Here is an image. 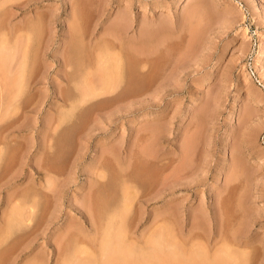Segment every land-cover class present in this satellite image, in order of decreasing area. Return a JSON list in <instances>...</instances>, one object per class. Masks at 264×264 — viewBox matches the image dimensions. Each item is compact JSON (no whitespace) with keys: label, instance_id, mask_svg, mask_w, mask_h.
I'll list each match as a JSON object with an SVG mask.
<instances>
[{"label":"rangeland","instance_id":"obj_1","mask_svg":"<svg viewBox=\"0 0 264 264\" xmlns=\"http://www.w3.org/2000/svg\"><path fill=\"white\" fill-rule=\"evenodd\" d=\"M11 2L0 264H264V0Z\"/></svg>","mask_w":264,"mask_h":264},{"label":"bare ground","instance_id":"obj_2","mask_svg":"<svg viewBox=\"0 0 264 264\" xmlns=\"http://www.w3.org/2000/svg\"><path fill=\"white\" fill-rule=\"evenodd\" d=\"M1 1L3 2V0H1ZM14 1H15V0H14ZM4 2H8V0H4ZM16 2H17V1H16ZM11 3H13V0H12ZM3 4H4V3H3ZM14 4H15V3H14ZM11 5H12V4H11ZM0 6H1V5H0ZM3 6H5V5H3ZM119 25H120V24H119ZM117 31H118V29H117ZM120 33H122V31H121ZM113 35H114V34H113ZM119 38H120V37H119ZM0 39H1V38H0ZM2 39H3V38H2ZM116 39H117V38H116ZM3 42H4V41H3ZM0 44L2 45L3 43H0ZM12 44H13V43H12ZM14 45H15V43H14ZM141 45H142V44H141ZM2 46H4V44H3ZM13 47H14V46H13ZM16 47H17V46H16ZM0 48H1V46H0ZM8 48H9V47H8ZM143 48H144V47H143ZM6 49H7V47H6ZM11 49H12V47H11ZM15 49H16V48H15ZM0 50H2V49H0ZM9 50H10V49H9ZM145 50H146V49H145ZM2 51H4V50H2ZM5 52H6V51H5ZM8 52H9V51H8ZM262 53H263V44L261 43V44L259 45L258 54L261 55ZM2 54H3V53H2ZM9 54H11V53H9ZM145 54H146V53H145ZM145 54H144V55H145ZM0 55H1V54H0ZM7 55H8V53H7V54L5 53V55H3V56L6 57ZM11 55H13V49H12V54H11ZM14 55H15V50H14ZM130 55H131V54H130ZM149 55H150V54H149ZM3 56H2V57H3ZM2 57H1V58H2ZM15 57H16V55H15ZM15 57H14V58H15ZM143 57H144V56H143ZM147 57H148V56H147ZM1 58H0V59H1ZM136 58H137V57H136ZM130 59H131V58H130ZM147 59H148V58H147ZM1 60L3 61V62H1V63H4V60H5V59H4V60L1 59ZM8 60H9V59H8ZM12 60H14V59H12ZM132 61H133V60H132ZM7 62H8V61L6 60L5 63H7ZM13 62H14V61H13ZM17 62H18V61H17ZM118 62H120V61L118 60ZM118 62H117V66H118ZM131 63H132V62H131ZM134 63H135V61H134ZM143 63H144V62H143ZM22 64H23V63H21V65H20L19 67H21ZM1 65L4 66L3 64H1ZM6 65H7V64H6ZM6 65H5V66H6ZM2 66H1V68H2L1 70H4ZM8 66H9V65H8ZM10 66H13V65H10ZM14 66H15V65H14ZM16 66H17V68H18V65H17V64H16ZM119 67H120V66H119ZM119 67H118V68H119ZM4 68H6V67H4ZM13 68H15V67H13ZM7 69H8V68H7ZM7 69H6V70H7ZM116 69H117V68H116ZM16 70H17V69H16ZM16 70H13V71H16ZM120 70H121V69H120ZM11 71H12V70H11ZM11 71H10V72H11ZM18 71H19V70H18ZM116 71H117V70H116ZM5 72H6V71H5ZM7 72H8V71H7ZM16 72H17V71H16ZM0 73H1V71H0ZM12 73H14V72H12ZM12 73H11V74H12ZM1 74H2V73H1ZM117 74H118V73H117ZM117 74H116V75H117ZM5 75H6V74H5ZM18 75H20V74L18 73ZM116 75H115V77H117ZM1 76H2V75H1ZM6 76H7V75H6ZM12 76H13V75H11V76H7V77H8V78H9V77L11 78ZM14 76H17V75L15 74ZM3 78H4V77H3ZM8 78H7V79H8ZM117 78H118V77H117ZM119 78H120V77H119ZM1 79H2V78H1ZM5 79H6V78H5ZM5 79H4V80H5ZM14 79H16V78H14ZM17 79H19V78L17 77ZM103 79H104V78H103ZM115 79H116V78H115ZM12 80H13V78H12ZM105 80H106V79H105ZM118 80H119V79H118ZM17 81H18L17 83H19L20 80H17ZM101 81H102V80H101ZM1 82H2V81H1ZM12 82H13V81H12ZM14 82H15V81H14ZM103 82H104V84H105L106 82L108 83V80H107V81H104V80H103ZM116 82H117V81H116ZM17 83H16V84H17ZM20 83H21V81H20ZM99 83L101 84V82H99ZM13 84H14V83H13ZM110 84H111V83H110ZM114 84H115V83H114ZM14 85H15V84H14ZM96 85H97V84H96ZM106 85H107V84H106ZM99 86H100V87H99ZM99 86H98V87L96 86V87H97V88H100V89L103 88V89H102L103 92H104V91L108 92V90L111 92V90L108 89V87H106L108 90H107V89L105 90L104 87H101V85H99ZM102 86H104L103 83H102ZM21 87H22V85H21ZM96 87H95L94 89H96ZM14 88H15V86H14ZM16 88H18V87L16 86ZM91 88H92V87H91ZM94 89H93V90H94ZM100 89H99V90H100ZM14 90H15V89H14ZM17 90H18V89H17ZM19 90H21V89H19ZM91 90H92V89H91ZM21 91H22V90H21ZM21 91H20V93H21ZM86 91H87V90H86ZM86 91H85V92H86ZM89 91H90V90H89ZM97 91H98V90H96V92H97ZM135 91H136V90H135ZM14 92H15V91H14ZM17 92H18V91H17ZM87 92H88V91H87ZM92 92H93V91H92ZM96 92L94 91L93 93L95 94ZM98 92H100V91H98ZM88 93H90V92H88ZM104 93H105V92H104ZM122 93H123V92H122ZM90 94H91V93H90ZM94 94H93V95H94ZM99 94H100V93H99ZM102 94H103V93H102ZM111 94H112V93H111ZM12 95H13V94H12ZM83 95H84V94H82V96H83ZM87 95H89V94H87ZM95 95H96V94H95ZM19 96H20V95H19ZM85 96H86V95H85ZM99 96H100V95H99ZM102 96H103V95H102ZM14 97H16V95L13 96L12 100L14 99ZM95 97H96V96H95ZM95 97H90V98H95ZM97 97H98V96H97ZM17 98H18V97H17ZM80 98L82 99L83 97H80ZM85 98H86V97H85ZM90 98H89V99H90ZM107 98H108V97H107ZM64 99H65V98H64ZM89 99H86V100L89 101ZM96 99H97V98H96ZM112 99H113V98H112ZM79 100H80V99H79ZM79 100H78V101H79ZM82 100H83V99H82ZM93 100H94V99H93ZM105 100H106V99H105ZM63 101H64V100H63ZM66 101H67V100H66ZM108 101H109V99H108ZM16 102H17V101H16ZM81 102H82V101H81ZM86 102H87V101H86ZM113 102H114V101H113ZM95 103H96V102H95ZM76 104H78V103H77V100H76ZM79 104H80V103H79ZM73 105H74V104H73ZM73 105H71V106H73ZM14 107H15V106H14ZM86 107H87V106H86ZM86 109H87V108H86ZM86 109H85V110H86ZM100 109H101V108H100ZM90 110H91V109H90ZM146 151H147V150H146ZM149 152H150V151H149ZM149 152H147V153H149ZM142 153H143V152H142ZM150 153H151V152H150ZM144 154H146V153H144ZM150 155H151V154H150ZM144 156H145V155H144ZM142 157H143V156H142ZM156 157H157V156H156ZM148 158H149V156H148ZM150 159H151V156H150ZM152 159H153V158H152ZM152 161H153V160H152ZM146 162H147V161H146ZM149 163H150V162H149ZM181 163H182V162H181ZM181 163H180V164H181ZM185 163H186V161H185ZM182 166H183V165H182ZM178 167H179V166H178ZM183 168H184V167H183ZM175 170H176V169H175ZM176 171H177V170H176ZM176 171H175V172H176ZM179 171L183 172L182 170H179ZM181 172H180V173H181ZM183 174H185V172H183ZM170 175H171V174H170ZM172 175H173V174H172ZM172 175H171V176H172ZM175 175H177V174H175ZM173 177H174V175H173ZM167 178H168V176H167ZM176 178H177V177H176ZM173 180H174V179H173ZM173 180H171V181H173ZM176 181H177V180H176ZM161 186H162V185H161ZM161 186H159V187L161 188ZM126 190H127V189H125V191H126ZM160 190H161V189H160ZM121 192H122V189H121ZM155 192H156V191H155ZM124 193H126V192H123V194H124ZM127 193H128V192H127ZM162 193H163V192H162ZM121 194H122V193H121ZM128 195H129V194H128ZM128 195H127V196H128ZM130 196H133V195H130ZM122 198H123V197H122ZM122 200H125V199H122ZM129 200L131 201V199H129ZM29 201H30V200H29ZM125 201H126V200H125ZM130 201H129V202H130ZM26 202H27V201H26ZM26 202H25V203H26ZM123 202H124V201H123ZM28 203H30V202H28ZM28 203H26V204L28 205ZM14 204H15V203H14ZM16 204H17V203H16ZM27 205H26V207H27ZM30 205H31V204H30ZM30 205H29V206H30ZM120 205H121V203H120ZM128 205H129V204H128ZM128 205H127V206H128ZM130 205H131V204H130ZM18 206H19V205H18ZM12 207H13V206H12ZM14 207H15V206H14ZM26 207H25V208H26ZM31 207H32V206H31ZM123 207H124V206H123ZM123 207H122V208H123ZM16 208H17V206H16ZM21 208H22V207H21ZM27 208H28V207H27ZM127 208H128V207H127ZM28 209H29V208H28ZM25 210H26V209H25ZM127 210H128V209H127ZM32 211H33V210H32ZM119 212H120V211H119ZM119 212H118L117 214H119ZM18 213H19V212H18ZM29 213H31V212H29ZM26 214H27V213H26ZM26 214H25V215H26ZM123 214H124V213H123ZM20 215H21V214H20ZM114 215H116V213H115ZM18 216H19V214H18ZM112 216H113V214H112ZM117 216H118V215H117ZM11 217H12V216H11ZM21 217H23V216H21ZM108 217H111V216L108 215ZM114 217H115V216H114ZM12 218H13V217H12ZM12 218H11V219H12ZM5 219H6V218H5ZM9 219H10V218H9ZM109 219H110V218H109ZM113 219H114V218H113ZM13 220H14V219H13ZM111 220H112V219H111ZM120 220H121V219H120ZM123 220H124V219H123ZM18 221H19V220H18ZM112 221H113V220H112ZM19 222H20V221H19ZM120 222H121V221H120ZM10 223H12V222L10 221ZM121 223H122V222H121ZM104 224L106 225V222H105ZM108 224H109V223H108ZM105 225H104V227H105ZM115 225H116V224H115ZM96 226H97V225H96ZM96 226H95V227H96ZM99 226H100V225H99ZM107 226H108V225H107ZM121 227H122V226L119 225L118 228L121 229ZM5 228H6V227H5ZM101 228H102V227H101ZM118 228H117V229H118ZM99 229H100V228H99ZM99 229H98V230H99ZM108 229H109V227H108ZM108 229H106V230H108ZM113 229H114V228H113ZM113 229H112V230H113ZM120 229H119V231H120ZM112 230H111V231H112ZM122 230H124V229H122ZM160 230H161V228H160ZM5 231H6V230H5ZM102 231H103V230H102ZM155 231H157V230H155ZM3 232H4V231H3ZM112 232H113V231H112ZM112 232H110V233H112ZM120 232H121V231H120ZM123 232L125 233V231H123ZM1 233H2V232H1ZM102 234H103V233H102ZM108 234H109V233H108ZM113 234H114V233H113ZM121 234H122V233H121ZM154 234H155V233H154ZM104 235H106V234H103L102 236H104ZM111 235H112V234H111ZM111 235H109V236H111ZM125 235H126V234H124V236H125ZM112 236H113V235H112ZM115 236H116V233H115ZM159 236H160V235H159ZM113 237H114V236H113ZM113 237H112V238H113ZM122 237H123V236H122ZM150 237H151V234H150ZM155 237H156V236H155ZM155 237L153 236L152 239H153L154 241L158 240V239H155ZM105 238H106V237H105ZM110 238H111V237H110ZM116 238H117V237H116ZM120 238H121V237H120ZM120 238H119V239H120ZM159 238H160V237H159ZM102 239L104 240L103 237H102ZM106 239H107V238H106ZM119 239H117V240H118V241H121V242H119V243H121V244H120V248H121V247L125 246V245H123V243H124L125 240L123 241V240H121V239L119 240ZM122 239H124V238H122ZM147 239H148V238H147ZM160 239H161V238H160ZM160 239H159V240H160ZM112 240H113V239H112ZM126 240H127V239H126ZM148 240H149V239H148ZM153 240H152V243H154ZM122 241H123V242H122ZM146 241H147V240H146ZM150 241H151V240H150ZM150 241H149V242H150ZM101 242H102V241H101ZM105 242H106V241H105ZM108 242H109V241H108ZM114 242H115V241H114ZM161 243H163V242H161ZM170 243H171V242H170ZM145 244H146V243H145ZM99 245H100V244H99ZM101 245H102V244H101ZM101 245H100V246H101ZM103 245H104V244H103ZM110 245H112V244H110ZM156 245H159V244H156ZM167 245H168V244H167ZM107 246H108V248H109V245H106V247H107ZM126 246H127V245H126ZM126 246H125V247H126ZM148 246H149V245H148ZM148 246H147V247H148ZM154 246H155V245H154ZM117 247H119V245H118ZM117 247H116V248H117ZM125 247H124V248H125ZM128 247H129V245H128ZM149 247H150V246H149ZM108 248H107V249H108ZM129 248H130V247H129ZM142 248H143V247H142ZM150 248H151V247H150ZM150 248H149V249H150ZM58 249H59V248H58ZM122 249H123V248H122ZM137 249H138V248H137ZM139 249H140V248H139ZM152 249H153V247H152ZM152 249H151V250H152ZM225 249H226V248H225ZM66 250H67V249H66ZM66 250H65V251H66ZM125 250H126V249H125ZM130 250H132V248H131ZM221 250H222V249H220V251H221ZM60 251H62V250H60ZM105 251H106V249H105ZM107 251H108V250H107ZM118 251H119V250H118ZM127 251H128V250H127ZM132 251H133V250H132ZM143 251H144V250H143ZM145 251H146V250H145ZM153 251H154V250H153ZM153 251H152V252H153ZM217 251H218V250H217ZM226 251H228V250H226ZM226 251H223V252H226ZM11 252H12V251H11ZM57 252H59V251H57ZM139 252H140V251H139ZM139 252H138V253H139ZM158 252H159V251H158ZM60 253H61V252H60ZM113 253H114V252H112L111 255H117L116 253H115V254H113ZM134 253H135V251L133 252V254H134ZM147 253H148V250H147ZM150 253H151V252H150ZM215 253H216V252H215ZM218 253H219V252H218ZM221 253H222V252H221ZM11 254H12V253H11ZM69 254H71V253L69 252ZM72 254H74V252H73ZM72 254H71V255H72ZM120 254H121V255H124V254H122V253H120ZM128 254H129V253H128ZM130 254H132V253H130ZM139 254H140V253H139ZM154 254H155V253H154ZM165 254H166V253H165ZM167 254H168V253H167ZM219 254H220V253H219ZM225 254H226V253H225ZM229 254H230V253H229ZM77 255H78V254H77ZM104 255H105V254H104ZM106 255H108V254H106ZM136 255H137V254H136ZM143 255H144V254H143ZM148 255H149V254H148ZM168 255H169V254H168ZM215 255H216V254H215ZM222 255H223V254H222ZM226 255H227V254H226ZM226 255H225V256H226ZM58 256H59V255H58ZM69 256H70V255H69ZM69 256H68V257H69ZM118 256H119V255H118ZM149 256H153V254H152V255H149ZM228 256H229V255H228ZM8 257H9V256H8ZM61 257H62V256H61ZM66 257H67V256H66ZM68 257H67V259H69ZM70 257H71V256H70ZM75 257H77V256H75ZM107 257H109V256H107ZM115 257H117V256H115ZM115 257H113V258H115ZM123 257H124V256H123ZM145 257H146V256H145ZM157 257H158V256H157ZM216 257H217V256H216ZM218 257H219V256H218ZM58 258H59V257H58ZM124 258H125V257H124ZM124 258H122V259H124ZM146 258H147V257H146ZM149 258H150V257H149ZM196 258H197V256H196ZM199 258H200V257H199ZM219 258H220V257H219ZM222 258H224V257H222ZM225 258H226V257H225ZM228 258H229V257H228ZM228 258H226V259H228ZM111 259H112V258H111ZM111 259H110V260H111ZM116 259H117V258H116ZM122 259H121V260H122ZM144 259H145V258H144ZM213 259H214V258H213ZM11 260H12V259H11ZM74 260H75V259H74ZM110 260H109V263H110ZM140 260H141V259H140ZM201 260H202V259H201ZM216 260H218V259H216ZM222 260H223V259H222ZM224 260H225V259H224ZM69 261H70V260H68V262H69ZM124 261H125V260H124ZM203 261H204V260H202V262H203ZM213 261H215V260H213ZM225 261H226V260H225ZM225 261H224V262H225ZM1 262H2V261H1ZM65 262H67V261H65ZM139 262H140V261H139ZM200 262H201V261H200ZM204 262H208V261H204ZM217 262H218V261H217ZM221 262H222V261H221ZM60 263H61V262H60ZM73 263H75V262H73ZM73 263L71 262V264H73ZM130 263H131V262H130ZM226 263H227V262H226ZM226 263H225V264H226ZM63 264H64V263H63ZM78 264H79V262H78ZM81 264H82V263H81ZM85 264H86V263H85ZM131 264H132V263H131ZM201 264H202V263H201ZM204 264H205V263H204ZM206 264H208V263H206ZM214 264H216V263H214ZM220 264H221V263H220ZM222 264H223V262H222Z\"/></svg>","mask_w":264,"mask_h":264}]
</instances>
